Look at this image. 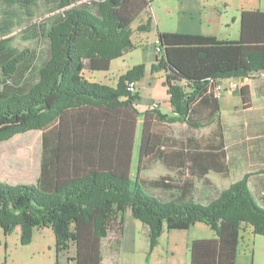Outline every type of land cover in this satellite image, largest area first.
<instances>
[{"label":"trees","instance_id":"trees-1","mask_svg":"<svg viewBox=\"0 0 264 264\" xmlns=\"http://www.w3.org/2000/svg\"><path fill=\"white\" fill-rule=\"evenodd\" d=\"M37 1L0 3L26 12ZM43 1L53 5L50 16L23 30L36 46L45 43L43 51L13 47L10 34L16 12L7 9L0 18V141L29 131L41 132L42 141L36 185L0 182L3 234L18 229L21 245H27L34 229L49 227L57 257L74 247L69 261L102 264L104 242L109 257L118 255L123 215L129 210L148 228L149 252L165 231H186L203 223L215 233V239L192 241L190 264H236L242 225L264 237V205L257 199L261 194L250 189L251 174L217 196L212 192L210 201H197L190 191V177L199 175V180L202 176L192 171L194 157L199 156L203 175L212 171L226 176L224 152L219 145L193 152L199 138L165 137L157 126L178 123L201 130L208 124L196 118L194 107L208 102L216 106L218 100L212 93L216 81L264 75V12L241 13L236 41L157 33L160 53L150 71H162L164 76L153 89L152 101L169 102L173 114L167 115L156 102V107L152 104L138 112V96L126 92L122 82L140 80L143 65L120 76L115 89L90 83L83 76L85 72H108L111 61L134 49L131 25L151 8V0ZM151 20L149 17L138 31L148 32ZM160 90L165 97L159 95ZM240 93L242 106L248 109L246 85ZM139 118L141 139L133 178L132 152ZM213 137L218 144L219 138ZM157 163L169 171L177 169L179 177H142Z\"/></svg>","mask_w":264,"mask_h":264},{"label":"crops","instance_id":"crops-1","mask_svg":"<svg viewBox=\"0 0 264 264\" xmlns=\"http://www.w3.org/2000/svg\"><path fill=\"white\" fill-rule=\"evenodd\" d=\"M168 4L165 11L155 13V19L150 13V9L143 12L139 18L131 25V42L134 49L122 57L111 61L108 73L117 70V75L112 78H105L107 72L84 73V78L93 83L96 80H106L108 85L116 82L120 76L137 65H143L145 68L143 77L135 81L138 87V101L135 108L142 113L151 107L153 103L159 104V111L162 114L172 115V107L169 102L152 101L153 89L159 80L164 76L160 71L152 73L150 68L155 64L156 53L155 47L157 42V33H178L188 35H202L214 37L218 41H236L239 38L240 17L243 11H262L264 12V0H259L257 5L249 0H166ZM164 13V14H163ZM171 17L169 22L165 18ZM151 18L148 32L138 31V27L145 26L148 18ZM167 20V19H166ZM154 33V54L153 59L148 67L142 61L128 63L124 65L127 57L132 53L142 50L145 51L148 46V33ZM113 68V64L116 63ZM251 79L246 84L249 92L250 107L244 109L240 88L226 92L214 107L208 102L207 106L198 105L194 107L197 119L207 121V126L202 130L205 131L203 139L195 140L193 152H204L207 147L219 145V148L225 154V167L227 175L209 171L203 175L202 168L197 162L199 156L194 157L196 164L192 171L199 175H192L193 180L190 191L194 199L205 203L212 198V189L215 188L221 192L216 184L212 181V176L220 180L235 178L240 180L244 175L251 174L249 186L254 194L264 195V75L253 73ZM143 93L145 95H143ZM159 95L165 97L163 90ZM156 94L155 98L160 99ZM212 105V106H211ZM141 124V118L138 120ZM177 124V123H176ZM174 125V124H171ZM219 138V143L214 144ZM42 155V141L40 132V156L35 166V174L32 179L18 175H11L8 168L0 164V177L11 175L13 182L0 178V182L10 185L26 184L36 185L40 177ZM204 159V157L202 156ZM205 165V163L203 162ZM164 173L160 176H168L176 179L178 176L177 169L167 170L159 163L156 164ZM174 166V165H173ZM148 172V171H146ZM145 172V173H146ZM158 176V177H160ZM142 177L148 178L142 174ZM156 177V178H158ZM258 237L252 228L248 225H242L240 230V240L237 248L235 259L236 264H255L252 260L253 253L250 257L247 252L250 247H254ZM215 239V233L205 224L196 223L186 231H165L159 238L156 247L149 252L148 228L139 221L132 218L130 213H126L123 219V233L121 246L116 257H109L108 254L103 256L102 264H158V259L162 256L163 250L170 255L171 264H190V244L194 240H212ZM172 244V245H171ZM178 244V245H177ZM180 248V249H179ZM70 253V252H69ZM62 255V256H68ZM73 254L69 257L72 258ZM66 260L69 264H75L74 261Z\"/></svg>","mask_w":264,"mask_h":264},{"label":"rangeland","instance_id":"rangeland-1","mask_svg":"<svg viewBox=\"0 0 264 264\" xmlns=\"http://www.w3.org/2000/svg\"><path fill=\"white\" fill-rule=\"evenodd\" d=\"M249 1L253 2L254 5H257L259 2V0H249ZM166 4H168L166 0H151L150 13L152 14L154 19H155V13L159 14L163 10L165 11L164 7L167 6ZM50 8H53V5L52 4L48 5L43 0L37 1L26 12L22 8H18L16 6H12L8 8V7H4V5L0 3V18L2 16V11H5L7 9L16 12L15 13L16 23L14 25L12 33L10 34V36H13V42H12L13 47H15L20 51H26V50L32 51L36 48H40L42 51L44 50L45 48L44 42L40 45V47L36 46L35 40L28 39L26 36L27 34L23 30L25 29V26L31 25L34 22H39L40 20L50 16L51 14L49 13ZM170 18H171L170 16L165 18V21L169 22L168 20H171ZM147 38H148L147 49L145 51L138 50L132 53V55L127 57L124 65H128V63L142 61V63H145V65L148 67L149 63L153 59V54H154V33L153 32L148 33ZM116 64L117 62L113 64V68L115 67ZM159 72H153V73L158 74ZM100 74H104L106 76L105 78L111 79L112 75L114 76L117 75V70H112L111 73L107 72ZM106 80L107 79L103 81L96 80L93 83H97L99 85H105L115 89L119 81L117 80L116 82L113 83L111 82L110 83L111 85H108V82H106ZM127 82H122V83H124V86H126ZM136 88L138 92L137 83H136ZM143 95L145 94L143 93ZM157 130L160 133H162L165 137H171L179 140H185L193 136L196 138H200L203 137L205 133V131L202 129L193 130L187 128L185 125L178 123L174 125L160 124L157 126ZM140 139H141V124H138L135 132L134 148L132 152V165H131L132 177L137 172ZM39 156H40L39 131H29L23 134L15 135L10 139L0 141V164H2V166H5V168H8L10 174L12 173L11 175L22 176L24 177V179L25 178L32 179L35 174V166L39 161ZM163 173L164 171L155 165L151 170H148V172L146 173L144 172L143 175H146L148 179H154L162 175ZM11 175H5V177H0V178L13 182V180H11L12 179ZM211 179L221 192L228 190L233 184L237 182L235 178H230L228 180H220L212 176ZM158 192L159 191H157V194L161 193ZM212 192L213 194H215V196H217L216 194L220 193L215 188H213ZM257 199L260 200V203L264 205L263 196L258 195ZM126 213H130V211L127 210L124 213V215ZM124 215H123V219H124ZM103 245H104L103 247L104 255L106 256L107 244L104 242ZM73 250L74 247H71L69 253L70 256L73 254ZM251 252L253 253L252 260L255 264H264V237H258L254 247L249 248L247 252L248 257H250ZM69 255L57 257L55 252L54 234L52 229L49 227L34 229L31 233L30 241L27 245H21L18 229H14L6 236L3 234V231L0 229V264H69V262L66 260V258H70ZM158 264H171L170 255L166 254L164 250L162 252V256L158 259Z\"/></svg>","mask_w":264,"mask_h":264},{"label":"built area","instance_id":"built-area-1","mask_svg":"<svg viewBox=\"0 0 264 264\" xmlns=\"http://www.w3.org/2000/svg\"><path fill=\"white\" fill-rule=\"evenodd\" d=\"M155 48H156L155 52L157 55L160 53V49L157 47V45ZM250 77L251 76L248 75L239 79L230 78V79L218 80L213 85L212 93L217 100H220L226 92L239 89L242 86L248 84L251 79ZM125 88H126V92L131 96L137 95V88L135 81L127 82ZM153 106L156 107V104H153Z\"/></svg>","mask_w":264,"mask_h":264}]
</instances>
